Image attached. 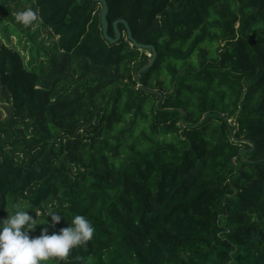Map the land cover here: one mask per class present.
<instances>
[{
  "label": "trees",
  "instance_id": "1",
  "mask_svg": "<svg viewBox=\"0 0 264 264\" xmlns=\"http://www.w3.org/2000/svg\"><path fill=\"white\" fill-rule=\"evenodd\" d=\"M24 1L32 31L0 0V222L91 221L40 264H264V0H106L150 64L98 1Z\"/></svg>",
  "mask_w": 264,
  "mask_h": 264
},
{
  "label": "clouds",
  "instance_id": "2",
  "mask_svg": "<svg viewBox=\"0 0 264 264\" xmlns=\"http://www.w3.org/2000/svg\"><path fill=\"white\" fill-rule=\"evenodd\" d=\"M17 23L25 27L38 20L37 13L32 8L15 13ZM18 210L14 215L0 222V264H40L41 261L56 259L68 261L72 250L86 247L94 237L95 228L91 221L83 215H75L71 226L59 230V233L48 234V228H42L38 237L30 238L29 230L37 224L26 210ZM53 226L60 222L61 216L50 212ZM82 261V256H77Z\"/></svg>",
  "mask_w": 264,
  "mask_h": 264
},
{
  "label": "water",
  "instance_id": "3",
  "mask_svg": "<svg viewBox=\"0 0 264 264\" xmlns=\"http://www.w3.org/2000/svg\"><path fill=\"white\" fill-rule=\"evenodd\" d=\"M101 4V9H100V19H101V27H102V33L103 36L109 41V42H116L119 37H120V31L117 27L118 22H122L124 23L125 27H126V33H127V37L132 41V43L140 48H144V47H151L152 49V55L151 58L149 59V64L153 61L154 56H155V49L153 47L152 44L150 43H142V42H138L132 35L131 33V29L129 27V24L127 22V20L123 17H118L116 19L113 20L112 25H113V29L115 32L114 36H111L108 34L107 29H108V20H107V11H108V5H107V1L106 0H96Z\"/></svg>",
  "mask_w": 264,
  "mask_h": 264
},
{
  "label": "rangeland",
  "instance_id": "4",
  "mask_svg": "<svg viewBox=\"0 0 264 264\" xmlns=\"http://www.w3.org/2000/svg\"><path fill=\"white\" fill-rule=\"evenodd\" d=\"M7 4L11 6L10 8V12L11 14L14 16V22H16L15 20V13L17 12H20V11H24L26 10L27 8H29L28 4L25 3L24 0H6ZM16 5V6H15ZM17 23V22H16ZM18 26L21 28V29H24L25 31L29 30V31H32L35 29L36 26H38V21L34 22L31 26H29L28 28L25 27L24 25L22 24H19L17 23ZM19 28V29H20ZM40 36H44L46 39H49L48 35H47V32L45 30H41V33L39 35ZM11 37V42L12 43H15L17 41V37L13 34L10 35ZM26 36L24 35L21 39H20V42L17 43V47L18 48H22V44L23 42H25ZM4 38L2 37L1 33H0V42L3 41ZM23 52L25 53V57H27V52L25 49H23ZM16 212V209L13 211L12 215H14ZM31 232V230H29V233Z\"/></svg>",
  "mask_w": 264,
  "mask_h": 264
}]
</instances>
